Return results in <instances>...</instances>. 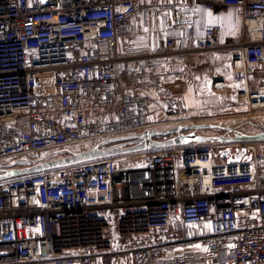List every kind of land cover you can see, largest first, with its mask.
Instances as JSON below:
<instances>
[{
    "label": "built area",
    "instance_id": "built-area-1",
    "mask_svg": "<svg viewBox=\"0 0 264 264\" xmlns=\"http://www.w3.org/2000/svg\"><path fill=\"white\" fill-rule=\"evenodd\" d=\"M196 8H234L239 27L228 36L219 24L201 28ZM153 13L174 35L138 42L135 23L146 35ZM201 58L209 69L196 68L198 95L225 94L227 120L237 121L217 124L264 129V0H0V169L159 126L204 125L183 119L184 92L169 84L191 80ZM155 102L165 117L151 122ZM223 132L213 137L233 136ZM216 144L0 182V264H264V144L246 145L238 163L228 159L240 144Z\"/></svg>",
    "mask_w": 264,
    "mask_h": 264
},
{
    "label": "water",
    "instance_id": "water-1",
    "mask_svg": "<svg viewBox=\"0 0 264 264\" xmlns=\"http://www.w3.org/2000/svg\"><path fill=\"white\" fill-rule=\"evenodd\" d=\"M206 129L226 131L233 134V136L206 137L198 134L199 131ZM195 142L240 144L241 149L237 150L235 157L228 159L229 163H238L244 156H247L246 145L264 144V129L258 133L244 134L221 125L204 124L178 126L163 131L150 130L107 140L87 151L73 152L63 157L38 161L22 167L0 169V182L88 162L117 158L146 151L187 146ZM230 153V149L224 150V158H229Z\"/></svg>",
    "mask_w": 264,
    "mask_h": 264
},
{
    "label": "crops",
    "instance_id": "crops-1",
    "mask_svg": "<svg viewBox=\"0 0 264 264\" xmlns=\"http://www.w3.org/2000/svg\"><path fill=\"white\" fill-rule=\"evenodd\" d=\"M152 3H167L170 1H177V0H151ZM218 16H229L234 17V22L230 24H222V23H214L222 25L224 28V34L225 35H231L236 32V30L239 27V20L237 18L236 9L234 8H226L221 13L213 15V17ZM164 18V15L161 13H153L149 19H148V32L146 35L142 32L141 26L139 22L135 23V31H136V40L138 42H143L147 44H155L158 39L164 37V34L174 35V32L170 29H164L161 26L162 19ZM206 25H209L207 22L204 21V25L200 22V27H204ZM225 57L219 56L217 59V64L222 68L221 72L224 74V76H227L228 79H231V74L227 69H224L222 66H224ZM197 65L192 68V75L193 77H190L191 80H185L181 82H172L169 83L170 87H172L177 93L184 92L185 101H186V107H187V101H192L190 106L187 107L188 113L186 116H191L195 118H198L202 114H209L216 119H214L215 123H224L225 125H228L226 122H228V115L231 113V104L230 99L228 96H226L223 93H216V94H208V95H198V89H199V83L195 81V78H197L196 74V68L197 67H203L206 69H209V63L206 58H201L196 63ZM210 71V70H208ZM212 73L210 74L212 77ZM218 74V72H217ZM261 75H253L251 80V85L254 88L257 87L258 83L261 82ZM193 78V79H192ZM202 79L205 81L206 77H202ZM144 91L151 97H154V93L149 89H144ZM158 103L155 102L154 109H156V115L158 116V121H162L165 117V114L163 111L157 109ZM189 118V117H185ZM184 119V117H183ZM150 120L152 121V117H150ZM261 146V145H258Z\"/></svg>",
    "mask_w": 264,
    "mask_h": 264
},
{
    "label": "rangeland",
    "instance_id": "rangeland-1",
    "mask_svg": "<svg viewBox=\"0 0 264 264\" xmlns=\"http://www.w3.org/2000/svg\"><path fill=\"white\" fill-rule=\"evenodd\" d=\"M205 13H206L205 11L202 12V17H201V21H200L202 23V25H204V21L207 22V16H206ZM218 17H223V20L217 21L218 23L230 24V23L234 22V17H229V16H218ZM161 26H162V28H164L166 30L169 29L165 22H162ZM257 88L258 87L254 86L253 90H257ZM191 103H192L191 100L187 101V107L190 106ZM155 110L156 109H154V108L152 109V115H151L152 121L151 122H157L158 121V116L156 115L157 111H155ZM183 117L184 118L185 117H189L191 120H194V121L198 122L199 124H207V123L216 124L215 121H214V119H216V117H214L212 115H209V114H202L198 118H195V119H194V117L186 116V115H183ZM257 121L259 122V124L264 126V116H262L260 118H257ZM226 123L229 126H232V125L236 124L237 121H229V122H226ZM216 125H218V124H216ZM175 127H177V126H175ZM153 129H157L159 131H163L165 129H171V127L159 126L157 128H153ZM247 130L248 131L246 133H250V131L251 132L253 131L251 128H248ZM198 134L206 136V137H213V136L224 135V132L222 130H217V129H206V130H202V131L198 132ZM97 145H99V144L84 143L82 145H79V146H76V147L70 149V151H72V152L87 151V150H90V149L94 148ZM195 146L212 147L213 149H215V148H219L220 144H212V143H209V142H195V143L191 144V147H195ZM257 149H258L259 152L264 153V145L257 146ZM66 154L67 153H61L60 155H52V156L49 155L48 157H45V158H44L45 155L43 154V155H39L38 157H35L33 161L38 162L40 160H52V159H55V158H59V157L65 156ZM136 162H137L136 159L127 158L126 156L120 158V164L121 165H129V164H134Z\"/></svg>",
    "mask_w": 264,
    "mask_h": 264
},
{
    "label": "snow or ice",
    "instance_id": "snow-or-ice-1",
    "mask_svg": "<svg viewBox=\"0 0 264 264\" xmlns=\"http://www.w3.org/2000/svg\"><path fill=\"white\" fill-rule=\"evenodd\" d=\"M194 11H197V12H204L203 9H200V8H196L194 9ZM206 16H207V23L209 25H213L214 23H216L217 21H221L223 20V17H213V14L211 12H206L205 13ZM147 31V30H146Z\"/></svg>",
    "mask_w": 264,
    "mask_h": 264
},
{
    "label": "bare ground",
    "instance_id": "bare-ground-1",
    "mask_svg": "<svg viewBox=\"0 0 264 264\" xmlns=\"http://www.w3.org/2000/svg\"><path fill=\"white\" fill-rule=\"evenodd\" d=\"M197 165H198V166H206L207 164H206V163H203V162H201V161H198V162H197Z\"/></svg>",
    "mask_w": 264,
    "mask_h": 264
}]
</instances>
